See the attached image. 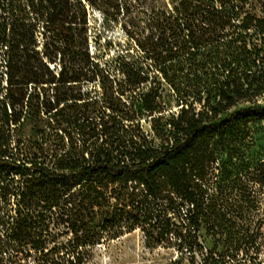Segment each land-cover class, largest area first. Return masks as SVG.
<instances>
[{
    "label": "trees",
    "instance_id": "obj_1",
    "mask_svg": "<svg viewBox=\"0 0 264 264\" xmlns=\"http://www.w3.org/2000/svg\"><path fill=\"white\" fill-rule=\"evenodd\" d=\"M209 1L219 4L209 20L198 16L190 0H184L175 14L179 25L192 29L198 23L207 27L204 30L208 36L199 32L187 41L195 45L191 58L201 49L215 48L217 54L201 61L202 66H225L229 71L224 79L212 74L213 82L208 84L216 89L201 110L183 103L179 113L166 120L169 130L162 127L155 133L156 145L135 126L129 128L119 121L115 129L113 124L102 125L82 113L89 131L80 151H62L42 161L31 157L15 139L16 147H10L11 137L25 123L36 125L43 114L65 101H80L73 94L61 98V90L88 73H97L98 66L85 46L86 22L79 0H0V68L4 65L0 198L11 194L18 196L21 204L14 215H0L4 233L0 235V255L12 249L10 258L16 259L14 254L27 244L35 229V202L52 200L58 208L69 204L78 207L66 228L72 234L71 250L66 251L72 258H51L47 254L36 264H83L89 246L105 238L119 239L136 228H141L151 248H177L189 264H264V215L259 214V201L250 187L251 183L262 185L264 174L251 173L241 198H233L228 185L223 186L225 191L216 187L210 193L208 186L197 182L203 180L206 155H221L233 142L248 135L251 123L264 121L262 106L227 113L238 97L262 91L264 82L252 72L255 60L243 56L242 43L249 27L244 19L239 25L233 24L234 18L241 16V8L233 0ZM41 22L46 25L41 26ZM54 23L65 29L63 39L74 49L75 76L64 78L63 67L54 73L45 61L39 29H48ZM221 114L227 117L220 118ZM111 206L115 207L113 212L107 210ZM202 227L219 236L217 243L222 244V250L217 249L218 244L211 249L203 247L199 241ZM59 249L54 251L59 253ZM183 260L179 257L176 263Z\"/></svg>",
    "mask_w": 264,
    "mask_h": 264
},
{
    "label": "rangeland",
    "instance_id": "obj_2",
    "mask_svg": "<svg viewBox=\"0 0 264 264\" xmlns=\"http://www.w3.org/2000/svg\"><path fill=\"white\" fill-rule=\"evenodd\" d=\"M79 1L86 22L85 46L91 61L98 66V72L88 73L81 81L64 87L61 98L73 94L81 100L65 101L51 113L43 114L36 125L25 123L11 137L9 145L12 148L16 147L15 139L31 157L42 161L53 159L62 151H80L89 131L87 122L81 119L84 118L82 113L102 125L113 124L115 129L119 121L129 128L135 126L137 132L156 145L158 139L155 133L162 127L169 130L166 120L179 113L183 103L199 111L210 99L209 96L214 95L216 87L208 84L213 82L210 81L212 74L219 79L228 75L225 66H202L201 61L209 58L210 54H217L215 48L201 49L199 55L191 58L195 45L187 41L199 32L206 37L208 31L204 30L207 27L198 23L190 29L176 22V8L184 0ZM190 1L192 6H196L198 16L207 20L211 19L213 9L219 5L209 0ZM233 1L241 8V16L238 20L234 18L233 24L239 25L244 19V25L249 27L244 35L245 43H242L243 56L255 60L252 72L264 82V0ZM41 24L46 25L44 22ZM39 30L42 34L39 36L40 48L46 54V63L54 73L63 67L64 78L75 76L74 49L70 42L63 39L65 29L54 23L48 29L41 27ZM3 68L4 65L0 68L1 98H4L1 86ZM255 106L264 107V89L238 97L227 113L230 115ZM226 117L227 114L220 115V118ZM89 142L91 140L86 145ZM204 164L203 180L198 179V184L208 186L210 193L215 192L216 187L225 191L223 186L228 185L232 197L241 198L251 173L264 174V121L251 123L248 135L233 142L231 149H226L221 155H206ZM221 177L224 180L222 185L219 184ZM261 180H264V175ZM250 187L259 201L258 212L264 215V183H251ZM19 200L18 196L2 194L0 215H14L21 205ZM112 203L116 204L115 201ZM34 209L35 229L27 244L20 246L14 254L16 259L10 258L12 249L5 250L0 255V264H36L35 261L44 260L47 254L58 259L71 257L66 251L71 250L69 240L72 234L66 228L79 211L78 207L69 204L58 208L52 205V200H46L35 202ZM107 210L113 212L115 207ZM0 235H4L2 227ZM152 238L156 240L155 233ZM218 239V235L207 233L206 228L200 229L199 241L204 248H213ZM56 247L60 248L59 253L54 251ZM217 249L222 250L221 243ZM78 252L82 250L78 249ZM87 252L84 253L83 264H189L187 257L177 248L166 245L151 248L145 242L141 228L116 240L105 238L89 246ZM179 257H184V260L176 263Z\"/></svg>",
    "mask_w": 264,
    "mask_h": 264
}]
</instances>
